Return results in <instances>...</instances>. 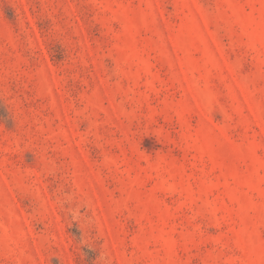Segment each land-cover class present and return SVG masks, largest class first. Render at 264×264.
<instances>
[{
	"label": "rangeland",
	"instance_id": "obj_1",
	"mask_svg": "<svg viewBox=\"0 0 264 264\" xmlns=\"http://www.w3.org/2000/svg\"><path fill=\"white\" fill-rule=\"evenodd\" d=\"M0 264H264V0H0Z\"/></svg>",
	"mask_w": 264,
	"mask_h": 264
}]
</instances>
